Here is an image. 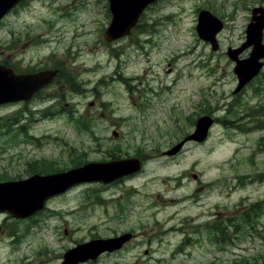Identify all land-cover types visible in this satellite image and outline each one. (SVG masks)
Listing matches in <instances>:
<instances>
[{
	"label": "rangeland",
	"instance_id": "obj_1",
	"mask_svg": "<svg viewBox=\"0 0 264 264\" xmlns=\"http://www.w3.org/2000/svg\"><path fill=\"white\" fill-rule=\"evenodd\" d=\"M43 1L26 0L1 21L0 63L62 62L64 82L0 105V179L101 159L138 158L142 168L74 186L26 220L7 216L0 264H60L68 249L122 233L131 237L121 250L80 264H262L264 65L234 94L226 52L245 42L264 0H158L111 43L107 0ZM201 11L224 24L217 51L197 36ZM51 92L62 97L54 114ZM43 109L50 118H39ZM203 116L212 119L206 138L166 154ZM170 198L183 200L169 206Z\"/></svg>",
	"mask_w": 264,
	"mask_h": 264
},
{
	"label": "water",
	"instance_id": "obj_2",
	"mask_svg": "<svg viewBox=\"0 0 264 264\" xmlns=\"http://www.w3.org/2000/svg\"><path fill=\"white\" fill-rule=\"evenodd\" d=\"M20 0H0V19ZM156 0H107L111 21L104 31L103 38L112 42L127 36L143 10ZM223 23L207 11L198 14L196 32L198 37L208 42L213 51L218 50L217 34ZM264 8L251 10V19L246 27L245 42L236 49H228L227 57L235 63L233 72L238 79L234 94L238 93L261 70L264 60ZM251 48L249 56L239 59V55ZM55 71H43L36 75H15L11 69L0 65V104L28 100L36 90L48 84ZM212 124L209 117H200L192 134L170 149L166 154L177 153L189 140L202 142ZM140 168L136 159L113 161L110 163H88L80 168L66 172L38 176L27 179L0 183V212L10 214L17 219L27 218L43 208L45 200L64 192L67 188L82 182L101 181L107 183L116 178L128 175ZM130 238L124 235L109 240L93 241L68 250L62 264H76L89 258H96L101 252L113 251Z\"/></svg>",
	"mask_w": 264,
	"mask_h": 264
},
{
	"label": "flooded vegetation",
	"instance_id": "obj_3",
	"mask_svg": "<svg viewBox=\"0 0 264 264\" xmlns=\"http://www.w3.org/2000/svg\"><path fill=\"white\" fill-rule=\"evenodd\" d=\"M24 2H26V0H23L22 3L24 4ZM15 47V45L13 46ZM14 49V48H13ZM54 52V51H53ZM53 54V53H52ZM10 69H12L16 75H20V74H28V73H35L37 71H40V70H47V69H52V70H56L57 71V74L56 76L54 77V79L52 80V82L50 84H48L46 87L40 89L39 91H44L45 89H47L48 87H52V90L51 91H55L56 89H60V86L59 85L60 83H63L64 80H60L59 77H60V74H62V65L60 62H56V63H53L52 65H48L47 67H44V68H31L29 69V67L27 69L23 68L22 65H20V63L16 62V61H11L10 62ZM48 95H51L52 97L50 98L51 101L53 102V105L59 103L60 101V97L59 98H56L54 97V93L51 92L49 93ZM38 96V94L35 96V98ZM109 119L112 120V123L114 125H117V122L114 121L113 118H111V116L109 117ZM41 163H44L43 161H40ZM93 162H103V160H94ZM32 166V165H31ZM76 166V165H75ZM78 166H80V163L78 164ZM76 166V167H78ZM35 167V166H33ZM32 169V168H31ZM49 173H54V172H49ZM139 173V172H138ZM48 174V173H46ZM139 174L137 173H134V174H131L129 176H126V177H123V179H126V178H133L135 176H138ZM111 184V183H110ZM80 186V185H78ZM110 186V185H109ZM105 190V189H103ZM102 191V190H101ZM183 200V198L181 200H178V199H174V198H170V201L171 202H168L167 204L169 206H176L179 202H181ZM166 204V205H167ZM7 216H4V219L0 221V233H5L7 230H6V220H7ZM125 245H123L124 247ZM104 254H107V253H104Z\"/></svg>",
	"mask_w": 264,
	"mask_h": 264
},
{
	"label": "trees",
	"instance_id": "obj_4",
	"mask_svg": "<svg viewBox=\"0 0 264 264\" xmlns=\"http://www.w3.org/2000/svg\"><path fill=\"white\" fill-rule=\"evenodd\" d=\"M136 27H137V26H136ZM136 27H135V28H136ZM135 28H134V29H135ZM3 63H4V62H3ZM60 63H61V65H62V62H60ZM62 66H63V65H62ZM67 82H69V81H67ZM230 112H231V111L228 110V113H230ZM255 116H257L256 113H255V112H252V111L250 112L249 115H247V117H250V118H251V117H255ZM8 121H9V120H7V119L5 120L6 123H8ZM258 122H259V121H258ZM30 168H31V167H30ZM28 172L38 173V174L47 173L46 170L38 171V170H36V168H32V169H30ZM0 177H1V176H0ZM251 211H253V209H251ZM248 212H249V210H248ZM248 212L242 217V219L245 220L246 222H247L246 218H248L249 215H250V214H248ZM253 216H255V215H253ZM251 218H252V216H251ZM262 264H264V262H263Z\"/></svg>",
	"mask_w": 264,
	"mask_h": 264
}]
</instances>
